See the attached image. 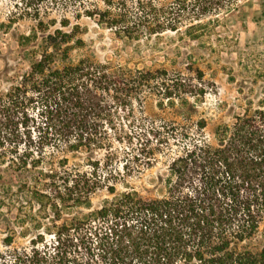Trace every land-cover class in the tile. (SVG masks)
Returning a JSON list of instances; mask_svg holds the SVG:
<instances>
[{
  "label": "trees",
  "instance_id": "1",
  "mask_svg": "<svg viewBox=\"0 0 264 264\" xmlns=\"http://www.w3.org/2000/svg\"><path fill=\"white\" fill-rule=\"evenodd\" d=\"M207 3L174 0L183 12L205 10ZM108 5L84 13L129 36V12ZM152 5L136 0L137 10L148 12L138 18L154 21L142 26L152 33L176 30L172 8ZM55 33L62 43L48 37L29 69L0 93V148L12 154L16 168L43 177L44 191L32 194L51 225L0 264H264V244H251L264 220V106L248 104L211 124L192 115L207 90L202 70L196 68L193 78L91 56L74 59L72 34ZM149 98L177 118L147 114ZM78 151L103 156L91 159L86 170L67 168L65 156L58 161L61 171L55 166L54 155ZM157 155L168 158L162 196L117 189ZM100 191L109 197L93 207L92 195Z\"/></svg>",
  "mask_w": 264,
  "mask_h": 264
},
{
  "label": "rangeland",
  "instance_id": "2",
  "mask_svg": "<svg viewBox=\"0 0 264 264\" xmlns=\"http://www.w3.org/2000/svg\"><path fill=\"white\" fill-rule=\"evenodd\" d=\"M149 1L160 11L172 8L170 17H177L176 30L157 33L146 30L142 24L154 21L145 18L144 22L138 18L139 15L148 17V12L137 10L136 0H0V93L7 91L29 69L33 55L59 30L72 34L70 56L74 59L91 56L97 61L130 69L164 68L193 78L196 68L202 70L207 90L192 115L205 116L211 124L222 118L228 120L229 115L242 112L248 104L264 106V7L261 0H236L231 6L228 0H221L217 6L216 0H210L205 10L194 6L185 12L175 8L174 0ZM110 3L112 7L124 6L131 15L129 36L114 32L113 28L99 22V16L88 17L84 13L94 7L103 12ZM26 35L31 38L23 40L21 37ZM56 37L62 43L60 36ZM76 39L83 40V46H75ZM154 103V98L145 103L147 114L177 118L172 111L161 112ZM218 103H223L225 108L219 109ZM11 156L8 150L0 148V259H12L13 249L28 247L31 237L51 225L49 212L40 209L32 194L36 188L44 191L43 177L32 168H16L10 163ZM63 156L67 158V168L86 170L91 159L102 158L103 151L58 153L52 157L57 168ZM167 162L166 156L157 155L150 167L126 177L117 189L132 187L145 195L162 196ZM108 197L106 191L92 195V206L97 207ZM7 236L12 238L10 244L5 242ZM251 244H264V220Z\"/></svg>",
  "mask_w": 264,
  "mask_h": 264
}]
</instances>
